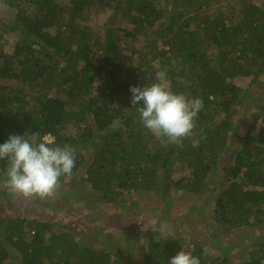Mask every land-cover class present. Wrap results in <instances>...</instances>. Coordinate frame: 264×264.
<instances>
[{
    "label": "trees",
    "instance_id": "1",
    "mask_svg": "<svg viewBox=\"0 0 264 264\" xmlns=\"http://www.w3.org/2000/svg\"><path fill=\"white\" fill-rule=\"evenodd\" d=\"M101 13H109L103 34L90 25ZM11 34L18 40L6 53ZM165 68L173 91L204 103L193 135L179 145L161 144L131 105L130 86L150 85ZM263 77L264 7L252 0H0V144L39 132L76 147V167L61 184L78 181L90 190L74 209L120 205L125 195L164 201L180 193L201 205L218 192L212 222L191 230L192 240L151 239L134 264H169L185 247L201 264H264V243L249 239L264 232V110L254 122L247 118L263 99L251 89L261 88ZM240 79H251L250 87ZM117 117L123 127L112 130ZM249 121L235 147L234 134ZM177 166L188 174L175 179ZM6 169L0 161L1 177ZM11 197L0 189L8 208ZM43 203L42 211L62 222L8 218L0 228V264H126L110 246L82 244L71 212ZM193 205L189 213L199 210ZM246 243L252 247L236 263Z\"/></svg>",
    "mask_w": 264,
    "mask_h": 264
},
{
    "label": "rangeland",
    "instance_id": "2",
    "mask_svg": "<svg viewBox=\"0 0 264 264\" xmlns=\"http://www.w3.org/2000/svg\"><path fill=\"white\" fill-rule=\"evenodd\" d=\"M252 1L259 6L264 7V0ZM1 10L6 11L3 7H1ZM108 17L109 13L96 14L91 19V27L97 32L103 34L104 25ZM17 40L18 38L16 34L6 36L3 45L4 51L6 53H11ZM250 82L251 79H240L237 84L243 88H249ZM261 82L263 84L261 88L256 85L251 88L252 91H254V94L257 96L261 94L263 98L259 101L258 106L254 105V107H251L250 111H248L250 116L247 118L253 122L260 118V111L258 110H264V77ZM258 89L262 90L257 93ZM236 119L238 122L241 121V118L239 117ZM250 124L251 123L249 121L248 123L241 125L234 134L233 140L235 147L239 145L240 138L248 130V126ZM187 174V172L182 170L181 166H177L174 169L173 177L175 179H179ZM3 179L4 176H0V182H2ZM0 189L4 188L0 186ZM89 190V186L83 188L78 181H68L61 184V188L53 197L44 200H37V198L25 199L23 197L12 196L11 208L6 207V203L0 200V228L4 226V223L8 218L19 214H24L26 217L34 216L40 219L46 218V220L55 218L51 216V213L45 214V212L42 211L43 209L41 206L44 204L43 202L50 201L53 206H60V208H62V212H71L70 217L74 222V227L76 229L75 232L77 235L76 238L81 241L82 244L88 245L95 250H107V247L110 246L116 250L124 261H126V264H134L135 260H140V256H144L147 249L145 243L151 239L172 238L177 239V241L182 239L186 241L189 239L192 240L191 230L204 228L205 224H210L212 222L209 218L214 212V202L218 195V192H214L209 197H202L200 200L201 205H193L194 202L198 203L199 201L196 197H185L181 193L178 195L172 194V196L170 194L169 196L172 197V199L164 201L155 194L141 195L139 197L125 195L123 198L124 202L120 205L98 204L95 209L92 210H85L84 207L74 209L79 201L78 198H86ZM169 202H175V205L177 206L175 208L174 205L171 207L168 205ZM79 204L82 203L79 202ZM192 205L196 209H199L196 213L188 212L190 206ZM57 218H59V216ZM57 218H55V220L60 224L62 221ZM55 230L61 232L58 228ZM234 231H231L230 233L235 234L237 238L242 237L243 239L245 236L247 237L246 231ZM230 233L227 234L230 235ZM223 235V239L225 238V241L230 246L233 248L234 246H236V248L239 246L240 243L237 242V238L236 240L230 239L225 233ZM106 237H109L110 244H108L105 239ZM198 237L199 236L197 235L194 238ZM199 239L203 238L199 237ZM249 239H255L258 244H263L264 232H257L256 237L252 236L249 237ZM128 243L130 245H128ZM247 244L248 243H246V245L243 244L242 247L237 249V253L234 255V260L237 261L236 263H239L242 258L241 256L244 257L248 248L252 247ZM130 248H133L132 251H130ZM184 249L187 250L186 247Z\"/></svg>",
    "mask_w": 264,
    "mask_h": 264
},
{
    "label": "clouds",
    "instance_id": "3",
    "mask_svg": "<svg viewBox=\"0 0 264 264\" xmlns=\"http://www.w3.org/2000/svg\"><path fill=\"white\" fill-rule=\"evenodd\" d=\"M153 79V83L144 87L130 86L131 105L136 108L144 129L161 144L179 145L193 135L198 114L204 107L203 100L173 91L166 68L156 71ZM177 83L183 84V78L178 77ZM122 127L119 117L110 125L112 130ZM76 159V147L54 144L39 132L10 135L0 144V161L7 163L0 186L14 197L41 200L53 197L61 188L62 178L73 174ZM169 264H201V260L182 248Z\"/></svg>",
    "mask_w": 264,
    "mask_h": 264
},
{
    "label": "built area",
    "instance_id": "4",
    "mask_svg": "<svg viewBox=\"0 0 264 264\" xmlns=\"http://www.w3.org/2000/svg\"><path fill=\"white\" fill-rule=\"evenodd\" d=\"M46 138H47L48 140L52 141V142L54 141L53 137L50 136V135H47Z\"/></svg>",
    "mask_w": 264,
    "mask_h": 264
}]
</instances>
